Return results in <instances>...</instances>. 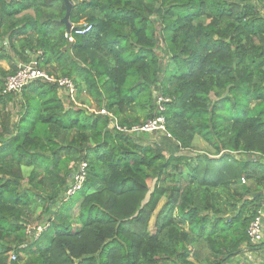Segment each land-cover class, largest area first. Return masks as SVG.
Instances as JSON below:
<instances>
[{"label":"trees","instance_id":"trees-1","mask_svg":"<svg viewBox=\"0 0 264 264\" xmlns=\"http://www.w3.org/2000/svg\"><path fill=\"white\" fill-rule=\"evenodd\" d=\"M261 11L264 0H0V264H227L257 248ZM33 60L96 111L39 80L19 91L13 122L4 109L17 93L3 85ZM159 116L177 143L168 154L164 136L129 131ZM195 137L212 152L182 154Z\"/></svg>","mask_w":264,"mask_h":264},{"label":"built area","instance_id":"built-area-1","mask_svg":"<svg viewBox=\"0 0 264 264\" xmlns=\"http://www.w3.org/2000/svg\"><path fill=\"white\" fill-rule=\"evenodd\" d=\"M89 29H90L89 26H86L83 29L74 30V32L76 34H83L84 32L89 31ZM65 37H67V34L65 35ZM36 64L37 63L34 60L27 64L19 63L17 65V72L15 73V75L6 78L3 85L2 94L17 93L22 89V87L29 84L30 82L45 80L48 82L57 83L58 86L68 95H70V98H72L71 97L72 92L75 91L74 90L75 86L72 80H70L67 77H54L50 74H47L44 70L36 68ZM162 100L163 99L159 97L157 101L161 110L163 109L161 105ZM116 129L121 132H127V129L125 127L118 126ZM129 131H136L137 133L138 132L166 133L165 120L163 117L159 116L155 120L147 121L140 126H134ZM75 180L76 181L72 186V188L67 191V195H72L75 191L79 190L84 180V174L81 173L80 175H76ZM242 182H244V180ZM262 228L263 225L261 222V218L260 216H258L251 222L248 229V236L252 244H259L262 241L263 238ZM43 229L44 228L42 226H36L32 229V234L34 235V237H37L39 236V234L42 232ZM10 259L14 260L15 257L12 255L10 256Z\"/></svg>","mask_w":264,"mask_h":264},{"label":"rangeland","instance_id":"rangeland-1","mask_svg":"<svg viewBox=\"0 0 264 264\" xmlns=\"http://www.w3.org/2000/svg\"><path fill=\"white\" fill-rule=\"evenodd\" d=\"M261 6H262L261 3H259L258 6H257V8L260 9ZM261 13L264 14L263 11H261ZM157 53H158V56L162 57V51L160 50V48L157 50ZM6 64L4 62H0V67L7 69L8 68V65H6ZM63 92H65V91H63ZM71 97L72 98H75L76 97L75 91L72 92ZM11 98L12 99L7 103V105L5 106V109L4 110H5V112H7V113L10 114V118L14 122V121L17 120V118L19 116L20 93H17L16 96H12ZM88 99H89V97L87 96L86 93H81V94L77 95L75 104L72 101H69V105L67 104V102H68L67 100H65V102H66V104L68 106H73L75 109L78 108V107H80V108H85V109L86 108H89L90 111L91 110L96 111L95 110L96 107L94 106L95 104L90 99H89V104L83 103L85 100L88 101ZM76 103H77V105H76ZM144 112L145 111H138V112L135 113V116H138L141 119L144 116ZM155 133L158 136L152 137L150 135V139H152L154 141H156L157 139H159L160 136H164V133L163 132H155ZM164 138H165L164 140H161V143L164 146H169L170 144H174L170 148L167 147V149H165L164 152L168 154V151L169 152L170 151L172 152L173 149H171V148H174L175 145L177 146V143L171 141L170 140V137H168L166 135L164 136ZM194 152L211 153L212 151L210 150V148L207 146V144L201 138L195 137V139L192 142V147L190 148V150L189 151H183L182 154H184V155H191ZM176 154H178V153H176ZM235 156H240V155L239 154H235ZM28 170L29 169L24 168V171L23 172H24L25 175H27V173L29 172ZM153 184H154V181L153 180H149L148 181V186H149L150 189L152 188ZM197 250L199 251V254H198V258L199 259L198 260H201L203 257H205L207 255V251H206V248L204 246L200 245V248H198Z\"/></svg>","mask_w":264,"mask_h":264},{"label":"crops","instance_id":"crops-1","mask_svg":"<svg viewBox=\"0 0 264 264\" xmlns=\"http://www.w3.org/2000/svg\"><path fill=\"white\" fill-rule=\"evenodd\" d=\"M6 64V62H4ZM7 65V64H6ZM6 69V68H5ZM63 92V91H61ZM263 212V238L254 249L245 248L239 255L230 260L227 264H264V211ZM254 245V244H253Z\"/></svg>","mask_w":264,"mask_h":264},{"label":"water","instance_id":"water-1","mask_svg":"<svg viewBox=\"0 0 264 264\" xmlns=\"http://www.w3.org/2000/svg\"><path fill=\"white\" fill-rule=\"evenodd\" d=\"M74 1H75V3H77V0H74ZM64 3L66 6V13H65L64 17L62 18V22L64 23L66 30L69 31L70 27H71V24L69 22V11H70V7H71V3L68 1H64Z\"/></svg>","mask_w":264,"mask_h":264},{"label":"clouds","instance_id":"clouds-1","mask_svg":"<svg viewBox=\"0 0 264 264\" xmlns=\"http://www.w3.org/2000/svg\"><path fill=\"white\" fill-rule=\"evenodd\" d=\"M71 28V27H70ZM75 86V85H74ZM17 93H19V92H17ZM11 94H14V93H11Z\"/></svg>","mask_w":264,"mask_h":264}]
</instances>
